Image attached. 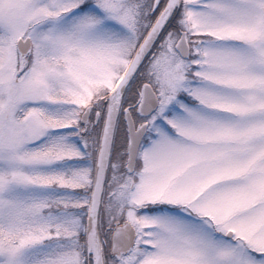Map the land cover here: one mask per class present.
Returning <instances> with one entry per match:
<instances>
[{
	"label": "snow or ice",
	"instance_id": "6c2138e0",
	"mask_svg": "<svg viewBox=\"0 0 264 264\" xmlns=\"http://www.w3.org/2000/svg\"><path fill=\"white\" fill-rule=\"evenodd\" d=\"M0 264H264V0H0Z\"/></svg>",
	"mask_w": 264,
	"mask_h": 264
}]
</instances>
